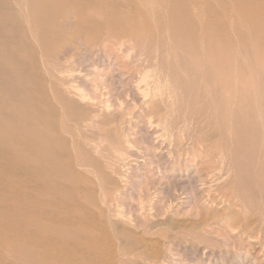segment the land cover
<instances>
[{
    "label": "bare ground",
    "instance_id": "6f19581e",
    "mask_svg": "<svg viewBox=\"0 0 264 264\" xmlns=\"http://www.w3.org/2000/svg\"><path fill=\"white\" fill-rule=\"evenodd\" d=\"M231 1L238 0H0V220L13 257L22 264H145L162 254L157 227L179 228L177 206L187 196L176 183L154 215L151 190L137 198L143 226L122 204L100 206L117 181L86 151L101 146L103 156L109 147L119 158L130 143L122 127L103 121L106 107L91 105L71 80L72 57L55 60L62 47L76 53L92 41L105 52L144 43L154 59L164 58L150 57L154 63L139 69L149 127L162 144L187 146L179 152L207 161L210 216L233 230L251 223L242 164L250 153L264 155V81L235 52ZM92 113L105 123L101 145L86 131L96 123ZM162 214L164 222L153 221Z\"/></svg>",
    "mask_w": 264,
    "mask_h": 264
},
{
    "label": "rangeland",
    "instance_id": "374dc122",
    "mask_svg": "<svg viewBox=\"0 0 264 264\" xmlns=\"http://www.w3.org/2000/svg\"><path fill=\"white\" fill-rule=\"evenodd\" d=\"M229 4L235 12L233 31L236 42L235 52L241 56L240 63L246 66L245 69L251 71L253 75L258 73L260 79L264 81V0H242V2L238 0ZM96 44L92 41L88 47L79 43L76 53L73 51L74 47L72 52L69 51L72 46L62 47L55 60L62 62L72 57L68 64V70L72 71L71 80L90 97V104H94L97 109L106 107L108 112L103 121L114 127H122V134L127 135L130 143L128 147L122 149L124 156L119 158L112 157L109 147L103 149V156H100L101 146H98L97 150L86 151L94 159L95 165L99 167L101 165L105 174L111 175L117 181L116 186H113L112 191L108 193L106 203L101 204V202L100 206L105 210L110 204H122L126 213H131L133 215L131 218L135 219V222L139 221V226H143L147 223L139 216L137 198L141 193L146 195L151 190L149 193L154 194L151 213L154 215L162 207L165 196L170 194L171 185L176 183L179 190L186 193L184 197L187 196L182 198L177 206L178 214L175 215V222L180 224H177L179 228L173 231L167 225L157 227L153 233L159 234L153 236L156 237L153 240L156 241L157 238L161 240L162 254L145 264H264V187L261 188V183H264V155L253 152L243 160L242 168L245 169L243 177L252 188L247 193L253 195L248 196L249 201L247 199L249 204L247 209L251 210L249 219L251 223L244 228L233 230L222 221V216L219 214L210 216L208 213L211 202L206 200L204 196L206 190L203 186V183L209 179L208 169V173L205 171L207 161L191 160L182 152V148L185 150L187 146L180 149L181 145L178 143L171 147L167 143L162 144L160 139L156 138V130L149 127L146 121L148 112L137 90L141 73L139 69L154 62L163 64L164 58L154 59L151 55L152 45L144 43L138 42L134 45L125 43L122 49H118L119 52L117 50L105 52ZM71 53L75 54L71 55ZM150 57L156 61L152 62ZM172 63L177 64L171 59L170 64ZM95 86L98 87L97 90ZM120 104L123 105V111L118 109ZM89 115L96 123L89 124L90 129L86 128V131L90 130L89 134L101 140L99 141L101 143L98 142V145H101L102 136L100 137L99 131L105 123L102 124L100 118H95L98 114ZM197 116L194 122L199 125L204 117ZM179 149L182 150L181 153ZM194 191L197 193L195 194ZM163 214L155 217L152 215L153 221L164 222L166 215ZM204 220L208 221L203 223L201 229L190 228L191 225ZM233 221L235 222V219ZM2 222L0 220V228L2 226L0 231L4 227H8L9 230L8 224L4 222L7 226H3ZM1 232L0 238L3 237V240L1 239L0 243L2 246L0 264H22L19 258L13 257V247L6 243L10 232Z\"/></svg>",
    "mask_w": 264,
    "mask_h": 264
}]
</instances>
